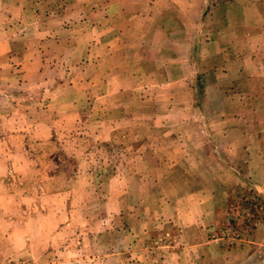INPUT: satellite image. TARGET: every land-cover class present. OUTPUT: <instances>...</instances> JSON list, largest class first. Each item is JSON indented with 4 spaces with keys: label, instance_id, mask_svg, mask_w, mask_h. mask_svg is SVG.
I'll use <instances>...</instances> for the list:
<instances>
[{
    "label": "rangeland",
    "instance_id": "1",
    "mask_svg": "<svg viewBox=\"0 0 264 264\" xmlns=\"http://www.w3.org/2000/svg\"><path fill=\"white\" fill-rule=\"evenodd\" d=\"M0 264H264V0H0Z\"/></svg>",
    "mask_w": 264,
    "mask_h": 264
}]
</instances>
